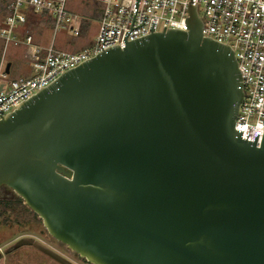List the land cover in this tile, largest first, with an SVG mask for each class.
<instances>
[{"label":"water","instance_id":"water-1","mask_svg":"<svg viewBox=\"0 0 264 264\" xmlns=\"http://www.w3.org/2000/svg\"><path fill=\"white\" fill-rule=\"evenodd\" d=\"M154 25L0 115V187L90 264H264V127L235 130L234 53L195 6L187 31Z\"/></svg>","mask_w":264,"mask_h":264},{"label":"built area","instance_id":"built-area-1","mask_svg":"<svg viewBox=\"0 0 264 264\" xmlns=\"http://www.w3.org/2000/svg\"><path fill=\"white\" fill-rule=\"evenodd\" d=\"M134 3L135 0H12L7 13L0 16L2 118L14 111L21 100L26 101L58 78L62 71L94 58L108 46L123 48L125 34L127 41L150 34L151 21H155L151 33L162 32L163 27L164 31H187L188 9L195 6L202 21L203 37L226 44L234 53L243 88L234 127L242 131L241 139L247 141L253 142L258 133V145L264 127V0H138L136 11ZM78 7L80 11L76 13ZM96 10V37L91 46L81 50L64 51L53 43L44 46L29 31L38 28L36 36H41V29L49 26L55 34L79 38L88 31ZM130 26L134 29L129 33ZM10 48H21L29 76L9 79L11 66L8 73L5 69Z\"/></svg>","mask_w":264,"mask_h":264},{"label":"rangeland","instance_id":"rangeland-1","mask_svg":"<svg viewBox=\"0 0 264 264\" xmlns=\"http://www.w3.org/2000/svg\"><path fill=\"white\" fill-rule=\"evenodd\" d=\"M79 11V7L75 8L76 13H79ZM1 14L0 12V16ZM98 25L99 20L96 18L90 23L88 31L83 32V36L79 38L72 37L66 33L55 34L49 26L41 29V36H36L37 32H40L38 28L32 30L30 28L29 31H31L35 39L44 46H49L53 43V45L60 50L75 51L92 45L96 37ZM22 52L21 48H10L8 50L6 62L11 63L9 73V79L11 80L29 76L30 71L23 60ZM8 190L14 194L11 189L8 188ZM19 222L21 223L19 226L12 222H0V264H57V262L51 261L32 247H15L16 249L11 251L10 248L13 249L16 242L25 236L32 237L44 243L46 246L75 264H85L81 258L75 256L63 244L54 241L53 238L48 235L39 218L37 219L35 216L32 218L31 215H29L27 220H21Z\"/></svg>","mask_w":264,"mask_h":264},{"label":"flooded vegetation","instance_id":"flooded-vegetation-1","mask_svg":"<svg viewBox=\"0 0 264 264\" xmlns=\"http://www.w3.org/2000/svg\"><path fill=\"white\" fill-rule=\"evenodd\" d=\"M29 215H31L32 218L35 216V218L38 219L37 215L34 214L32 211H30V209L23 204L22 199H20L18 196L14 195L11 191H9L6 186L0 187V222H7V223L12 222V223H16V225L19 226V224H21L19 221L27 220ZM41 224H42V222H41ZM25 237H29V236H25ZM34 240H36V239H34ZM54 241H56V240H54ZM23 246L32 247L33 249H35L36 251H38L42 255L46 256L45 254H43L42 252H40L39 250L34 248L32 245H23ZM19 247H21V246H19ZM16 248H18V247H16ZM16 248L15 247L13 249L10 248V250L13 251ZM75 256H77V255H75ZM77 257L80 258L79 256H77ZM0 258H1V254H0ZM47 258H49V257H47ZM50 260L53 261L52 259H50ZM81 260L85 264H90L82 258H81ZM53 262H55V261H53Z\"/></svg>","mask_w":264,"mask_h":264},{"label":"trees","instance_id":"trees-1","mask_svg":"<svg viewBox=\"0 0 264 264\" xmlns=\"http://www.w3.org/2000/svg\"><path fill=\"white\" fill-rule=\"evenodd\" d=\"M12 2V0H0V12L2 14H6L7 13V8L10 5V3ZM1 14V15H2ZM99 13L97 12V10L93 13L92 17L94 19L98 18Z\"/></svg>","mask_w":264,"mask_h":264}]
</instances>
